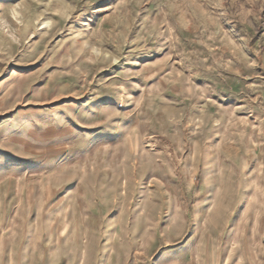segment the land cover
Listing matches in <instances>:
<instances>
[{"label":"rangeland","instance_id":"rangeland-1","mask_svg":"<svg viewBox=\"0 0 264 264\" xmlns=\"http://www.w3.org/2000/svg\"><path fill=\"white\" fill-rule=\"evenodd\" d=\"M0 264H264V0H0Z\"/></svg>","mask_w":264,"mask_h":264},{"label":"bare ground","instance_id":"bare-ground-1","mask_svg":"<svg viewBox=\"0 0 264 264\" xmlns=\"http://www.w3.org/2000/svg\"><path fill=\"white\" fill-rule=\"evenodd\" d=\"M42 30H44V29H47V28H49L51 25H50V23H44V24H42Z\"/></svg>","mask_w":264,"mask_h":264}]
</instances>
